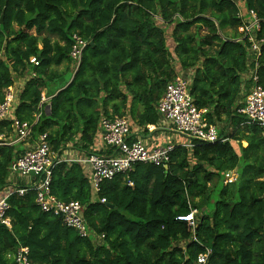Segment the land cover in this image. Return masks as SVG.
<instances>
[{"label": "trees", "instance_id": "1", "mask_svg": "<svg viewBox=\"0 0 264 264\" xmlns=\"http://www.w3.org/2000/svg\"><path fill=\"white\" fill-rule=\"evenodd\" d=\"M246 4L261 19L264 37V0ZM240 26L232 0H0V103L8 88L25 80L16 114L33 124L42 95L50 97L51 109L43 105L32 139L48 134L55 152L71 143L73 151L104 155L90 149L104 115L157 125L156 105L188 71L194 103L208 110V122L233 126L225 135L231 141L197 142L191 154L177 146L167 169L137 164L105 181L98 194L85 166L57 165L52 195L79 202L94 236L81 238L60 217L44 213L30 189L8 199L11 228L0 226V264H16L21 246L30 249L33 264H195L207 250L210 264H264V134L258 125L239 128L238 110L251 86L245 76L254 68L248 45L235 42ZM74 35L88 43L78 69ZM33 57L40 58L38 67ZM258 75L264 88V47ZM10 126L2 124L11 132ZM110 150L106 154L114 155ZM24 152L0 147V190ZM234 169L238 179L226 185L225 173ZM192 210L198 211L194 228L178 219Z\"/></svg>", "mask_w": 264, "mask_h": 264}, {"label": "built area", "instance_id": "2", "mask_svg": "<svg viewBox=\"0 0 264 264\" xmlns=\"http://www.w3.org/2000/svg\"><path fill=\"white\" fill-rule=\"evenodd\" d=\"M238 9L241 26L238 29L239 38L235 42L246 43L250 64H254L245 76L251 86L239 108L238 114L244 117L242 126L258 125L264 134V88L260 85L258 75L259 59L264 47L262 33V21L258 14L247 7L246 0H232ZM74 43L71 57L77 64L82 61V56L87 41L78 35L73 36ZM30 63L35 67L40 65V58L33 57ZM36 77V74H32ZM49 97L42 95L39 112L35 116L33 124L20 122L16 117L17 94L13 86L5 93V100L0 103V147L25 144L32 140L33 126L41 116L40 110L47 103ZM157 112L168 126L180 138L174 143L167 142L165 145L149 147L139 133L133 134V127L126 117L103 116L100 120V133L107 149L115 151L114 155L90 154L84 157L74 158L66 156L65 151L55 152L49 141L48 134L38 137L36 144L28 151L21 154L11 168L13 174L19 178L28 179L29 183L24 186L9 185L8 189L0 194V226L11 228V219L8 216L10 205L8 199L13 195L24 196L33 189L36 191V203L44 213L58 216L69 228L74 229L81 238L94 236L89 230L84 216V209L79 202H63L57 199L51 192L52 173L55 167L63 162H76L87 165L91 169L90 181L95 194L101 190L102 184L120 175L125 176L134 171L137 164H150L156 167L168 168L171 154L177 146L192 151L197 142L213 144L218 141L227 142L228 139L221 137L219 127L210 124L206 118L207 109H198L191 95V80L178 74L175 80L167 86L166 92L157 105ZM48 110V109H46ZM5 121H11L12 138L2 128ZM156 125H148L149 131L155 130ZM236 180L233 172L225 173V184H232ZM133 186L132 183H129ZM106 203V200H102ZM197 210H192L186 217L178 218L186 221L191 227H196L195 216ZM104 235L96 236L97 241L104 239ZM211 250L200 254L195 264H210ZM16 264H33L30 261V249L25 246L19 247L13 255Z\"/></svg>", "mask_w": 264, "mask_h": 264}, {"label": "crops", "instance_id": "3", "mask_svg": "<svg viewBox=\"0 0 264 264\" xmlns=\"http://www.w3.org/2000/svg\"><path fill=\"white\" fill-rule=\"evenodd\" d=\"M192 75L193 73L192 72H185L184 73V76L187 78H189V80H192ZM24 85H25V80H20L18 82H15V85L13 86L14 88V91L15 93L17 94V102H16V107L18 109L19 107V95L21 94V92L23 91L24 89ZM46 96V94H44ZM47 97V96H46ZM50 97H49V100L47 101V105L45 106V111H48L46 110L49 105V101H50ZM159 103V102H158ZM158 105V104H157ZM157 105H156V108H157ZM157 111V109H156ZM17 112V111H16ZM158 113V112H157ZM16 117H17V114H15ZM112 115V114H111ZM110 115V116H111ZM159 115V114H158ZM105 116V115H104ZM243 117V116H242ZM159 122L155 127V130L153 131H149V129L146 127H139L137 126L136 124H134L131 119L128 117L127 119H129L130 123H131V126L133 127V134L135 133H139L140 136L142 137L143 141L149 146V147H156V146H160V145H165V143L167 142H172L174 143V141H178L180 138L178 135H176L174 132H172L171 129H168V126H166L164 124V121L162 120V118L159 116ZM6 123H12L11 121H5ZM219 124H222L224 127L223 129H220L219 128V134L221 132H223L222 136L221 137H225L226 139H228L229 141H231L227 136L225 135H229L231 132H233V126L232 124L229 125L228 123L224 122V123H217L216 125L218 126ZM244 126H242V123L239 125V128H243ZM11 128V126H10ZM4 131L7 133V136L9 138H12L14 136L12 130L11 132L9 131V129L7 127L3 128ZM101 133H100V129H99V132L97 134V138H96V141H95V144L90 148L92 149L93 152H97V153H100V154H106L107 151H109V149L107 150V148L105 147V144L103 142V139L101 137ZM36 141L37 140H30V143L29 144H18V145H15L17 146V149L20 150V151H28L33 145L36 144ZM243 141H241L242 143ZM239 144V147H240V143L238 141H233L232 142V145L233 147L235 148V145H238ZM243 146V145H242ZM112 151V150H110ZM77 152V153H76ZM113 152V151H112ZM65 155L66 156H71L74 157V158H77V157H84L86 156V153L84 152H81V151H73L72 150V144L70 143L66 150H65ZM107 155V154H106ZM85 166L84 167V172L86 174V176L90 179V175H91V169L90 167H88L87 165H83ZM230 172H233L234 175H236V180L233 182L235 183L238 179V170L237 169H234ZM29 183V180L28 179H24V178H19L17 176H15L12 172V170L10 169V175L7 179V182H6V187H4L2 190H0V194H2L3 191H5L6 189H8L9 185H16V186H24L25 184H28ZM232 183V184H233ZM228 185H231V184H228ZM212 251V250H211Z\"/></svg>", "mask_w": 264, "mask_h": 264}, {"label": "rangeland", "instance_id": "4", "mask_svg": "<svg viewBox=\"0 0 264 264\" xmlns=\"http://www.w3.org/2000/svg\"><path fill=\"white\" fill-rule=\"evenodd\" d=\"M169 29L167 28L166 29V36H167V40H169V44H172V39H171V37H172V31H168ZM195 29L193 28V30L192 31H194ZM203 35H204V32H203ZM52 39H53V42L54 41H56V40H58V37H56V36H52ZM169 44H168V46H169ZM173 65H175V62L173 63ZM60 68V70H62L63 68H64V66L62 67H59ZM74 68V67H73ZM218 127L220 128V129H223V125L222 124H219L218 125ZM180 138H182V137H180ZM30 143V141H28L27 143H25V144H29ZM241 145H243L244 147H247L248 146V143L246 142V141H243L242 143H241ZM235 149L239 152L240 151V149H241V147H239V144L238 145H235ZM189 153L191 154L192 153V151H189Z\"/></svg>", "mask_w": 264, "mask_h": 264}, {"label": "water", "instance_id": "5", "mask_svg": "<svg viewBox=\"0 0 264 264\" xmlns=\"http://www.w3.org/2000/svg\"><path fill=\"white\" fill-rule=\"evenodd\" d=\"M47 109H48V110H50V109H51V107H50V106H48V107H47ZM107 206H108V208H109V209H113V208H114L112 205H107Z\"/></svg>", "mask_w": 264, "mask_h": 264}, {"label": "clouds", "instance_id": "6", "mask_svg": "<svg viewBox=\"0 0 264 264\" xmlns=\"http://www.w3.org/2000/svg\"><path fill=\"white\" fill-rule=\"evenodd\" d=\"M80 66V65H79ZM79 66L76 68V69H78L79 68Z\"/></svg>", "mask_w": 264, "mask_h": 264}]
</instances>
